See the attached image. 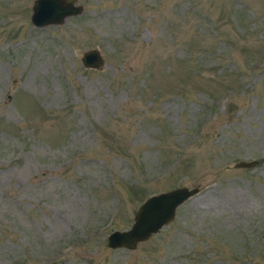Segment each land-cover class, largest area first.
I'll return each instance as SVG.
<instances>
[{
	"label": "rangeland",
	"instance_id": "obj_1",
	"mask_svg": "<svg viewBox=\"0 0 264 264\" xmlns=\"http://www.w3.org/2000/svg\"><path fill=\"white\" fill-rule=\"evenodd\" d=\"M31 4L0 0V264H264V0H74L43 26Z\"/></svg>",
	"mask_w": 264,
	"mask_h": 264
},
{
	"label": "water",
	"instance_id": "obj_2",
	"mask_svg": "<svg viewBox=\"0 0 264 264\" xmlns=\"http://www.w3.org/2000/svg\"><path fill=\"white\" fill-rule=\"evenodd\" d=\"M73 1L32 0L30 22L34 26L61 23L66 16L80 13L81 6L73 4ZM79 59L81 64L87 68H99L104 63L97 47L83 50ZM256 162L255 159H240L233 165L245 168ZM197 191L198 187L195 186L190 188L179 186L150 194L136 207L133 220L127 229L113 230L107 234V245L133 248L137 242L147 239L162 225L172 220L176 206Z\"/></svg>",
	"mask_w": 264,
	"mask_h": 264
}]
</instances>
